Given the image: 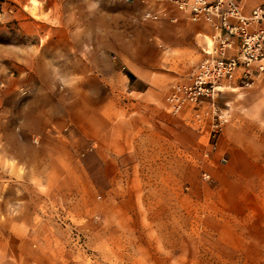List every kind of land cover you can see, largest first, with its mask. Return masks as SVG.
I'll return each mask as SVG.
<instances>
[{
	"label": "rangeland",
	"instance_id": "374dc122",
	"mask_svg": "<svg viewBox=\"0 0 264 264\" xmlns=\"http://www.w3.org/2000/svg\"><path fill=\"white\" fill-rule=\"evenodd\" d=\"M48 2L46 16L36 12L41 0L24 11L0 0V264L6 213L38 230L34 242L65 264H264V184H217L227 160L204 156L196 132L163 105L169 90L157 86L164 95L152 108L134 106L143 98L129 92L127 62L110 51L96 57V7L106 27L149 2ZM84 10L85 32L65 27ZM28 11L39 22L25 27ZM146 11L144 20H158ZM103 135L129 138L119 174L111 157L103 165ZM16 141L24 153L39 151V168L12 157Z\"/></svg>",
	"mask_w": 264,
	"mask_h": 264
},
{
	"label": "crops",
	"instance_id": "0c3cea01",
	"mask_svg": "<svg viewBox=\"0 0 264 264\" xmlns=\"http://www.w3.org/2000/svg\"><path fill=\"white\" fill-rule=\"evenodd\" d=\"M18 1L22 4L21 9L24 11L27 0ZM145 1L149 4L143 8L128 11V15L116 17L113 14L112 22H108L106 27L104 6L101 4L96 7L95 51L96 57L101 61L104 59V54L110 51L119 60L127 62L128 71L122 75L131 84L129 92L134 95L140 94L143 98V101L132 102L133 105L152 108L153 102H156L155 99H161L164 95L161 88L165 93L173 82L186 79L206 56V52L216 43L214 37L216 30L206 20H191L169 0ZM239 2L243 11L249 14L264 0H239ZM163 8L168 11L167 17L158 20L142 18L145 10L158 11ZM51 10V3L48 0H41V5L37 7L36 12L38 15L45 13L47 16ZM29 13L31 16L27 14V17L23 18L25 27L39 22L35 14ZM84 13L85 16L82 17V11H80L79 24L72 25L69 22V24L65 23V27L69 29H72V26L79 27L81 32H85L88 24L87 11L84 10ZM172 17H176L177 20H172ZM40 23L44 22L40 21ZM80 43H86L82 33H80ZM80 57L82 60V56ZM142 61L144 63H141ZM157 61L160 62L159 67H161L158 73L153 71L155 67L153 62ZM84 68L86 69V64ZM97 74L99 76L101 74L102 79L105 77V71L100 63ZM253 76L254 81L249 86L241 85L237 79L224 81V88L218 101L230 108L231 119L219 137L217 151L207 155L210 147L208 133L199 130L198 125L191 121L192 112L189 108L176 115L195 131L199 140L203 142L202 150L206 158L212 161L214 158L220 160L221 156V160L227 157V161L216 169L217 184H264V72L255 71ZM163 105L167 108L166 100ZM105 137L103 135L99 140L101 160L104 165L111 157L115 172L119 174L123 171L120 163V147L129 149L131 147L129 138L127 141L125 139L120 141V139L110 140ZM17 141L15 147L9 149L10 152H14L12 157L21 162L30 161L33 166L36 165L35 167L39 168V157H37L39 151L32 148L30 155L24 153ZM9 150L7 148L6 156ZM131 167L134 172L135 162ZM117 178L119 180V175ZM235 198L242 201L240 204L243 208L245 206L248 208L245 201L241 200L242 196L238 194ZM13 220L14 218L8 213L3 214V236L7 238L3 244L5 248L3 264H65L55 260L52 255L56 252L54 247L41 246L34 242V238L40 234L38 230L24 228L18 223L14 226L11 224Z\"/></svg>",
	"mask_w": 264,
	"mask_h": 264
},
{
	"label": "built area",
	"instance_id": "2783aa9c",
	"mask_svg": "<svg viewBox=\"0 0 264 264\" xmlns=\"http://www.w3.org/2000/svg\"><path fill=\"white\" fill-rule=\"evenodd\" d=\"M169 1L191 20H206L216 30L213 47L186 79L171 84L166 95L167 108L172 114L178 115L189 108L191 121L208 133V155L218 150L219 137L231 119L230 108L218 101L224 81L237 79L241 85L249 86L255 71L264 72V2L246 14L239 0ZM144 16L160 19L167 17L168 11L147 10ZM204 176L210 178V173L205 172Z\"/></svg>",
	"mask_w": 264,
	"mask_h": 264
}]
</instances>
